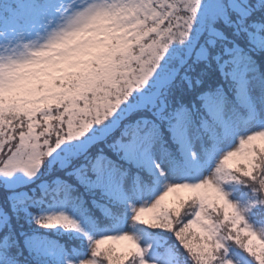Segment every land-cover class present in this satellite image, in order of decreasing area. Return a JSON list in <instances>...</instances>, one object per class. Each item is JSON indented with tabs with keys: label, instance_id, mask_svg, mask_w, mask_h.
Returning <instances> with one entry per match:
<instances>
[{
	"label": "snow or ice",
	"instance_id": "snow-or-ice-1",
	"mask_svg": "<svg viewBox=\"0 0 264 264\" xmlns=\"http://www.w3.org/2000/svg\"><path fill=\"white\" fill-rule=\"evenodd\" d=\"M0 264H264V0H0Z\"/></svg>",
	"mask_w": 264,
	"mask_h": 264
},
{
	"label": "rangeland",
	"instance_id": "rangeland-1",
	"mask_svg": "<svg viewBox=\"0 0 264 264\" xmlns=\"http://www.w3.org/2000/svg\"><path fill=\"white\" fill-rule=\"evenodd\" d=\"M34 243H35L36 246L40 247V246H43L44 241H43L42 238H36Z\"/></svg>",
	"mask_w": 264,
	"mask_h": 264
},
{
	"label": "trees",
	"instance_id": "trees-1",
	"mask_svg": "<svg viewBox=\"0 0 264 264\" xmlns=\"http://www.w3.org/2000/svg\"><path fill=\"white\" fill-rule=\"evenodd\" d=\"M38 232H39V233H43L44 230H43V229H38ZM38 237H39V236H38Z\"/></svg>",
	"mask_w": 264,
	"mask_h": 264
}]
</instances>
